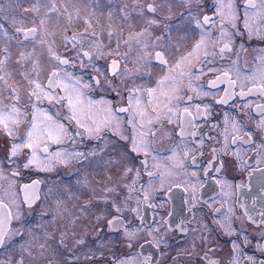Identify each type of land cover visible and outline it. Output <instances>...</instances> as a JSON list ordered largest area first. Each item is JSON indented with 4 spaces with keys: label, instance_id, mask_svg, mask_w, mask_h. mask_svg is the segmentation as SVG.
<instances>
[{
    "label": "snow or ice",
    "instance_id": "obj_1",
    "mask_svg": "<svg viewBox=\"0 0 264 264\" xmlns=\"http://www.w3.org/2000/svg\"><path fill=\"white\" fill-rule=\"evenodd\" d=\"M98 3L99 0H88L89 6ZM206 5L210 6L211 14L206 11ZM176 9H180L179 13ZM23 11L33 13L32 27L22 26L23 19L17 22L15 18L0 15V34L7 38L5 46L0 48V134L11 141L7 155L0 156V252L3 253L0 264H26V261L39 264L49 253H67L65 264H78L79 251H84L83 259L93 264L103 258L106 243L103 229L96 228L90 243L86 232L74 231L80 216L73 217L58 236L55 232L37 235L22 223L25 211H31L41 199L38 192L41 181L32 179V172L52 171L57 164L67 167L73 161L84 164L96 157L102 161L98 164L104 172L123 163L121 180L112 186L103 185L102 194H93L81 207V213L93 204L103 205L95 217L96 223L106 221L109 231L122 234L127 248L134 247L145 227L144 223L131 224L124 215L130 212L133 219L139 217V192L144 193L146 204L153 192H170L172 185L187 184L189 188L184 191L190 190L189 212L201 211L197 205L207 203L211 226L201 220L199 227L192 229L196 236L186 247L177 249L171 264H219L209 255L220 250L214 246L217 235L236 237L230 239L233 253L230 264H242V260L257 264L254 254L243 251L251 243L247 230L234 226L239 217L231 202L233 186L218 179L220 206L213 207L217 203L214 198L211 203L202 202L197 190L203 184L197 172H188L185 161L190 157L192 165H197L198 158L191 155V150L203 147L204 139L195 121L211 114L210 104L203 108L200 104L193 106V99L215 97L216 93L205 88L216 89L226 84L223 95L215 103L222 105L236 99L244 102L235 105L237 116L242 118L225 117L224 150L228 151L230 137L233 145L252 146L261 157L257 163L264 162V48L254 50V68L243 76L237 71L233 78L232 68L223 67L236 64L231 56L237 36L264 41V0H131L130 4L124 0L119 9V23L114 22V13L109 11L106 26L100 18L93 19L94 10L82 15L74 0H35L32 8ZM4 12L0 6V14ZM4 19L11 21L12 35L5 28ZM61 20L66 21L62 26ZM53 21L57 27L50 30ZM80 22L83 31L67 35ZM61 33L64 34L62 53L57 42ZM13 41L20 49L15 59L10 50ZM29 44L30 51L26 50ZM100 60L107 61L106 66L102 67ZM45 62L51 68L46 80L41 78ZM153 65L161 69L155 82L137 84V80L143 81L145 77L151 79L149 69ZM69 67L80 74L69 71ZM85 73L88 79L84 78ZM206 76L209 78L203 83H195ZM97 92L110 93L117 100L94 99ZM253 96L257 98L255 101L248 99ZM253 114L258 118H253ZM171 125L175 127H166ZM173 136L182 141L186 137L200 138L193 140L191 148L187 143L183 148L173 144L168 149L171 155L162 156L155 145L164 139L171 141ZM86 140L95 142L87 152L59 147ZM53 145L58 146L56 150H51ZM216 151L212 149L213 154ZM117 152L121 153V159H111ZM233 154L240 159L239 150ZM132 160L138 162V168L127 163ZM153 168L155 171L150 170ZM141 169L149 177L147 186L137 190L135 181L130 185L122 182L132 172L139 177ZM213 170V161L205 162L204 176ZM256 171L264 173V169ZM26 175L29 182L22 183ZM157 178L160 189L153 184ZM77 183L88 188L90 182L85 176ZM121 187L129 194L118 200ZM134 191L137 207L131 208ZM62 204L63 201L57 200L58 208ZM113 212L115 215L108 219ZM260 215L264 217V212ZM248 218L253 219L250 215ZM13 222L19 223V227H12ZM259 227L264 230V221ZM180 232L184 234L186 229L180 227ZM146 235L156 247L168 246L167 230L162 232L160 226L154 229L149 226ZM25 236L29 239L19 244L20 254L13 260L10 250ZM70 238H74L71 248L67 243ZM259 240L264 241V231ZM197 241L207 248L203 255L197 252ZM254 251L264 256V243L255 244ZM112 264H154V261L150 255L142 259L113 257ZM259 264H264V260Z\"/></svg>",
    "mask_w": 264,
    "mask_h": 264
},
{
    "label": "flooded vegetation",
    "instance_id": "obj_2",
    "mask_svg": "<svg viewBox=\"0 0 264 264\" xmlns=\"http://www.w3.org/2000/svg\"><path fill=\"white\" fill-rule=\"evenodd\" d=\"M3 1V0H2ZM1 1V2H2ZM0 2V4H1ZM180 9L176 10L179 13ZM206 11L211 14L210 6L206 5ZM8 13V12H7ZM242 28L243 25L241 24ZM176 35V34H174ZM215 35V33H213ZM243 45V47H241ZM258 48H264V41L260 39L253 38L249 40L246 35L237 36L233 46L232 59H236L235 65L224 64L223 67H231L233 78L234 73L239 71L241 76L251 72L254 68V50ZM64 47L62 46L59 52H63ZM238 57V59H237ZM109 60L112 57L108 58ZM107 61L100 60L98 63L103 67ZM131 68L132 65L130 64ZM51 68L49 69V71ZM69 71H73L72 68H68ZM75 70V69H74ZM149 71L151 72V79L147 77L143 81L137 80L136 83L153 84L157 77L161 73V69L153 65ZM76 74L79 75V71L76 70ZM85 79H88V74L85 73ZM209 77H203L201 81H196L195 83H203ZM46 80V79H45ZM119 83V81H116ZM226 84L219 85L216 89L205 88L206 91H211L216 93L215 97L209 96L203 99H193V106L200 104L201 108L205 104L211 105V114L207 116H202L195 121L199 133L203 136L204 144L203 147H197L191 150V155L198 158L197 165H192L191 158L185 161V166L188 172H197L200 182L203 187H198L197 195L202 202L211 203L214 198L217 203L213 207H219L221 201V186L217 184L218 179L226 180L233 186L231 194L232 206L235 209V215L239 217L236 220L234 226L239 228H245L250 235L251 243L247 247H243V251L249 255H255L257 259V264L260 260H264L258 251H254V245L259 243H264V241L259 240L261 232L264 231L259 227L261 221H264V217L260 213L264 212V173L261 171H256V169H264V162L257 163L261 161V157L253 151L250 145H240L239 143L233 145L231 143V138L228 139V151L224 150L225 139L223 136V130L226 127L225 117H236L237 119L242 118L237 116L235 111V105L244 102L243 99L229 100L227 104H216L215 100L219 99L223 95V89ZM246 90V89H245ZM237 91L239 89L237 88ZM192 95L191 92L188 93ZM101 97L105 99H112L116 102L117 98L110 93L97 92L93 98L100 99ZM248 99L255 101L256 97H248ZM47 105H44L46 107ZM194 110V109H193ZM251 113V109L248 110ZM253 118H258L253 114ZM169 129L175 127V125L166 126ZM200 137H186L185 140H181L180 137L173 136L170 141L164 139L159 141L155 147L161 153L162 156L171 155L168 151L173 144H179L183 148L185 143L191 148V144L194 139H199ZM11 141L0 134V156L7 155L8 149L10 147ZM94 141H85L83 143L77 144H66L59 146L61 149H67L71 151L73 148L87 152L94 146ZM120 144H123L121 141ZM58 146L53 145L51 150H56ZM212 149H216V153L213 154ZM239 150L240 159L233 154ZM179 151V149H178ZM201 152L203 156H201ZM107 158V157H106ZM111 159L119 160L121 159V153L117 152ZM212 160L214 164V170L205 177L204 176V164L205 162ZM98 162L99 157L93 158L91 162H85L84 164H79L73 161L67 167L57 164L52 171L47 172H32V179H39L41 184L39 186L38 192L41 197L40 200L36 201L33 205L31 211H25V217L22 223L27 225L30 230H33L37 235L42 236L44 232H55L57 236L61 231L64 230L65 225H69V221L75 217L80 216V219L76 222L74 226V231L78 234H88V240L91 243L92 237L95 235V230L97 227L102 228L104 231V242L105 247L103 249V258L95 261V264H112V258L118 259H128L129 257H137V259H142L143 256L150 255L153 258L154 264H171L172 256L176 255V251L179 248L186 247L188 243L191 242L196 233L192 232L193 228H198L201 220L205 223H209L211 226V221L208 218V206L207 203L198 204L197 208L202 209L201 211H196L194 213L189 212L191 207L190 203V190L189 192L184 191L185 188H189L187 184H181L180 186L172 185V190L170 192L156 191L153 192L148 200V203H143V192H139V199L141 200V206L139 211V217H143V221L137 217L133 219L134 214L130 212H125L124 215L131 224L144 223L145 227L140 233V238L138 242L131 249L127 248L126 242L123 239L122 234H117L115 232L109 231L106 221H101L99 224L96 223L95 217L99 214V209L103 205L93 204L86 211L81 213V207L88 201V199L93 195L102 194V186L107 184L112 186L121 180V173L123 172V163L117 167H111L107 172H104L99 167ZM137 168L139 164L136 160L127 161ZM215 169H219L216 171ZM155 171V169H150ZM141 175L137 177L134 172L129 173L127 177L123 178L124 184H132L135 181V188L140 190L142 186H147L149 177L144 173L143 169L140 170ZM87 176L89 183L88 188H82L77 181L83 179ZM111 176V180L108 179ZM22 183L29 182L27 175L21 181ZM195 182V181H194ZM153 184L156 189H160V180L154 179ZM94 190V191H93ZM151 191V190H150ZM120 195L118 200H122L124 196L128 195L127 189L120 188ZM23 194L21 193V196ZM133 199L129 204V207H137L136 199L137 192L131 193ZM57 200L63 201L60 208L57 207ZM66 209V211H65ZM248 213L253 219H249ZM115 213H111L108 219H111ZM149 226L153 229L157 226L161 227V231L167 230L168 246L161 245L159 248L156 247L155 243L151 242V237L146 235L149 230ZM179 226V227H178ZM12 227H19V223L13 222ZM180 227L186 229V233L182 234L180 232ZM29 237L25 236L24 240H18L17 245L10 250V254L15 260L19 256L18 246L23 244ZM74 238H70L67 243L69 247L72 246V241ZM215 247L219 248V251L210 252L209 255L214 259L219 261V264H230L233 253L231 249L230 239H236V237H228L217 235L216 236ZM197 252L199 255H203L204 251H207L203 245L199 244ZM141 245L143 247H141ZM170 247L171 251L167 248ZM86 251V249H85ZM0 255H3L0 252ZM67 253L52 254L49 253L43 257L39 264H65L67 259ZM81 260L78 264H93L92 261H85L84 251H79ZM97 257L100 256V251L96 252ZM27 264V261H26ZM199 264V262H198ZM242 264H247L246 261L242 260Z\"/></svg>",
    "mask_w": 264,
    "mask_h": 264
},
{
    "label": "rangeland",
    "instance_id": "obj_3",
    "mask_svg": "<svg viewBox=\"0 0 264 264\" xmlns=\"http://www.w3.org/2000/svg\"><path fill=\"white\" fill-rule=\"evenodd\" d=\"M2 0H0L1 2ZM74 2L77 4V6H79L82 9L81 14L82 15H86L88 13L95 12V15L93 17V19H96L97 17L101 19L102 23H105V26L107 24V13L109 11H112L114 13L113 16V20L116 24L119 23L118 20V16H119V9L121 7V4L124 2V0H99L98 4H92L91 6H89L88 4V0H74ZM127 2L130 4L131 0H127ZM35 3V0H3L0 4V6H3L5 9V12L3 15L5 17H11V18H15L17 22H19L21 19H23L25 21V23L22 25L24 27H32L33 24L30 22L31 18L33 16V13L31 11L29 12H24L23 9L25 8H32L33 5ZM178 10V9H176ZM8 12V13H7ZM101 13H103V15L101 16ZM39 17H37L36 22L38 23ZM5 25V28L8 29L9 35H12L14 29L11 27V21L8 19H4L2 21ZM60 26H62L64 23H66V21L61 20L60 22ZM55 27H57V25H55V22L53 21V23H51L49 25L50 30H53ZM84 28V25L82 22L77 23L73 26V28L67 33V35L71 36L73 32L79 33L82 32ZM125 35H127V30L124 33ZM157 34H159L157 32ZM63 33H61L60 35L57 36V42H58V51L60 50V48L63 46L62 40H63ZM37 39H39V37H37ZM104 41H107V36L105 35L103 37ZM7 43V38L4 37L2 34H0V48L4 47L5 44ZM10 50L13 52V59H15L16 55L18 54V52L20 51V49L17 48L15 42L13 41L10 44ZM26 50H31V44H29L27 46ZM125 49H122V51ZM37 51L39 52V48L37 49ZM131 55H135V53H132ZM105 66V62L103 63ZM50 66L45 62L44 64V72L42 74V79H46L47 77V73L49 72ZM73 71L76 72V70L73 69Z\"/></svg>",
    "mask_w": 264,
    "mask_h": 264
}]
</instances>
